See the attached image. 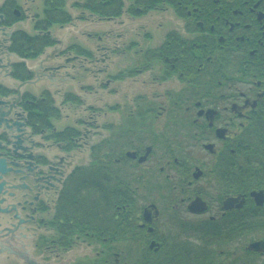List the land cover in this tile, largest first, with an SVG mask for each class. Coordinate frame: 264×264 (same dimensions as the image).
I'll use <instances>...</instances> for the list:
<instances>
[{
	"label": "flooded vegetation",
	"instance_id": "flooded-vegetation-1",
	"mask_svg": "<svg viewBox=\"0 0 264 264\" xmlns=\"http://www.w3.org/2000/svg\"><path fill=\"white\" fill-rule=\"evenodd\" d=\"M0 29L8 54L30 64L54 56L38 72L51 90L27 89L18 106L42 142L35 149L73 164L58 196L31 213L44 230L40 261L205 264L210 252L212 264H264L248 249L264 241L250 238L264 233V205L251 196L264 189H237L264 122V0H0ZM10 66L17 82L36 78L26 63ZM55 67L67 72L46 73ZM15 95L0 85L1 97ZM124 194L135 206L127 236L121 227L93 233L77 219L100 197L106 223L124 220ZM230 196L243 206L224 209ZM93 245L100 252L86 251Z\"/></svg>",
	"mask_w": 264,
	"mask_h": 264
},
{
	"label": "water",
	"instance_id": "water-1",
	"mask_svg": "<svg viewBox=\"0 0 264 264\" xmlns=\"http://www.w3.org/2000/svg\"><path fill=\"white\" fill-rule=\"evenodd\" d=\"M9 36L5 29H0V39L3 41V37L6 38L0 46V70H3V73L0 71V75L3 77V82H0V85L16 93L15 96L8 98L0 96V138L6 136V142L0 140V264L11 262L44 264L34 255L38 252L36 240L44 230L35 226L31 213L36 211L34 208L40 201L48 207L51 195L55 191L54 196H58L61 185L72 172L73 164L64 167L67 160L69 162L70 155H64L50 148L45 152L35 149V145H42V142L40 138L31 134L26 123V113L18 106L27 89L44 84L51 90L53 83L50 78L39 76L38 72L44 64L53 60L54 56L49 57L51 53L45 54L34 64L27 63L8 54L7 37ZM88 50L92 49L89 48ZM69 62L70 60H67L66 64ZM11 63H26L28 71L35 73L36 78L27 83L13 80L9 74ZM61 70L65 69L55 67L47 69L46 73L50 71L59 74ZM65 72L67 71L65 70ZM64 73L61 72V75ZM65 76L66 78L62 80L64 88L71 85L68 80L69 75L65 73ZM47 84L51 86L49 87ZM58 148L60 149V147ZM9 153L10 158L8 157ZM35 153L40 154L49 164L47 166L36 165L34 162ZM11 157L24 161H12ZM57 157L60 160H56ZM57 165L64 168H57ZM37 174H41L42 177L36 179ZM251 196L256 199L257 205H264V191L253 192ZM240 200L241 197H228L224 209H232ZM243 204L244 200L240 202L238 207L243 206ZM248 249L257 253H264V241L253 243Z\"/></svg>",
	"mask_w": 264,
	"mask_h": 264
},
{
	"label": "trees",
	"instance_id": "trees-1",
	"mask_svg": "<svg viewBox=\"0 0 264 264\" xmlns=\"http://www.w3.org/2000/svg\"><path fill=\"white\" fill-rule=\"evenodd\" d=\"M253 136L255 141L258 142L253 144L251 153L245 155V159L242 162V170L240 169L237 171L239 177L237 189H244L247 193L254 190L264 189V122L254 127ZM227 172L229 173V168H227ZM246 175L248 179H246ZM121 201L122 203L119 204V201L115 199L108 204L110 207L118 204L126 207L124 220H119L117 223L112 224L109 222L108 224L105 222L104 217L106 211L104 212L100 208V205H103L105 202H103L100 197H98V199H93V202L91 203L93 206L92 211L77 213V219L84 222L83 226H88L93 233L99 234L107 229L111 233L117 231L121 227L124 228V235L127 236V231L130 229V227L127 226V222L129 221L128 212H133L135 206L133 197L130 195L124 194ZM96 208L97 210H95ZM214 230L215 229L211 227L205 229L204 237L206 243L208 238L215 237ZM210 254V252H205V264H212L211 261H209Z\"/></svg>",
	"mask_w": 264,
	"mask_h": 264
},
{
	"label": "rangeland",
	"instance_id": "rangeland-1",
	"mask_svg": "<svg viewBox=\"0 0 264 264\" xmlns=\"http://www.w3.org/2000/svg\"><path fill=\"white\" fill-rule=\"evenodd\" d=\"M199 152H200L199 150H196V152H194V153L196 154V156H198V155H199ZM262 237H264V233L261 234V233H257V231H256V232L253 233V235H251L250 238L253 239V240H256V239H259V238H262ZM250 238H248V239H250ZM246 239H247V237H245L244 239H242L241 241H239V244H240L241 242H242V243L245 242ZM242 243H241L240 245H243ZM97 247H99V246H97V245L94 246V245H93L91 248H90L89 246H88V247L86 246L85 248H87L86 251H88V252L97 253V252H100V250L98 251V248H97ZM131 247H132V246H131ZM82 248H83V247H80V248L78 247V250H76V251H80V252H81V251H83V250L85 249V248H83V249H82ZM122 249H123V248H121V250H122ZM130 261H131V260L125 261L124 264H127V263L130 262ZM126 262H127V263H126Z\"/></svg>",
	"mask_w": 264,
	"mask_h": 264
}]
</instances>
